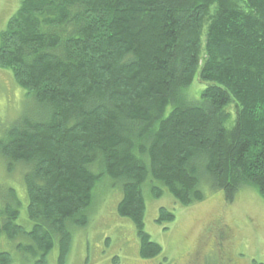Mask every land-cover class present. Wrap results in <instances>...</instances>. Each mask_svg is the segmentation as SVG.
<instances>
[{"label": "trees", "instance_id": "1", "mask_svg": "<svg viewBox=\"0 0 264 264\" xmlns=\"http://www.w3.org/2000/svg\"><path fill=\"white\" fill-rule=\"evenodd\" d=\"M0 69L31 97L0 138L9 172L22 169L31 229L9 190L0 236L27 239L17 248L32 264L54 247L64 263L67 224L86 226L104 175L122 182L117 214L144 260L161 253L144 232L145 182L182 206L205 199L203 184L227 203L244 188L264 200V0H22ZM195 76L208 85L190 101ZM174 219L160 208L156 222Z\"/></svg>", "mask_w": 264, "mask_h": 264}, {"label": "rangeland", "instance_id": "2", "mask_svg": "<svg viewBox=\"0 0 264 264\" xmlns=\"http://www.w3.org/2000/svg\"><path fill=\"white\" fill-rule=\"evenodd\" d=\"M21 1L0 0V34ZM207 85L195 76L183 93L188 100H195ZM29 97L27 91L16 85L10 70L0 69V138L14 119L31 109L27 102ZM7 166V160L0 156V210L11 200L9 190H13L21 204L17 224L29 232L31 224L26 197L24 200L22 169L10 173ZM153 184L163 195L154 198L150 183L145 182L142 187L146 207L143 224L151 242L161 248L157 257L140 258V240L135 226L117 214L122 182L104 175L92 189L90 205L83 212L86 226L67 224L72 241L63 264H264V200L254 189L240 190L234 201L227 203L222 191H211L203 184L205 199L182 206L163 186L157 182ZM160 208L173 213L174 221L158 224ZM28 242L23 237L12 241L1 235L0 253L9 254L12 264H32L35 258L17 248ZM57 254L54 247L47 255V264H58Z\"/></svg>", "mask_w": 264, "mask_h": 264}]
</instances>
